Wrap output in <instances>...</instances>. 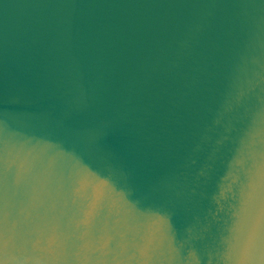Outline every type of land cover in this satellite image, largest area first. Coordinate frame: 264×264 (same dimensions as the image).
I'll use <instances>...</instances> for the list:
<instances>
[{"label": "water", "instance_id": "obj_1", "mask_svg": "<svg viewBox=\"0 0 264 264\" xmlns=\"http://www.w3.org/2000/svg\"><path fill=\"white\" fill-rule=\"evenodd\" d=\"M0 264H264V0H0Z\"/></svg>", "mask_w": 264, "mask_h": 264}]
</instances>
